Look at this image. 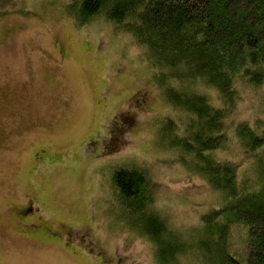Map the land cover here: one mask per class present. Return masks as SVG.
<instances>
[{"label": "rangeland", "instance_id": "obj_1", "mask_svg": "<svg viewBox=\"0 0 264 264\" xmlns=\"http://www.w3.org/2000/svg\"><path fill=\"white\" fill-rule=\"evenodd\" d=\"M72 1L0 0V264H221L201 216L225 198L161 140V117L180 116L143 49L109 23L78 24ZM257 120L264 83L244 87L228 118ZM217 155L243 160L250 180L235 144ZM119 167L149 175L154 230L118 198ZM30 224L60 240L23 235ZM245 240L231 226L229 253L241 259Z\"/></svg>", "mask_w": 264, "mask_h": 264}, {"label": "trees", "instance_id": "obj_2", "mask_svg": "<svg viewBox=\"0 0 264 264\" xmlns=\"http://www.w3.org/2000/svg\"><path fill=\"white\" fill-rule=\"evenodd\" d=\"M67 9L78 24L109 23L141 46L152 81L181 120L161 117V140L225 198L201 216L209 243L224 245L221 264H264V121L228 122L242 89L264 83V0H73ZM233 144L255 166L250 180L239 175L243 160L217 155ZM148 176L119 167L112 182L154 230ZM233 225L246 230L241 259L229 253Z\"/></svg>", "mask_w": 264, "mask_h": 264}, {"label": "flooded vegetation", "instance_id": "obj_3", "mask_svg": "<svg viewBox=\"0 0 264 264\" xmlns=\"http://www.w3.org/2000/svg\"><path fill=\"white\" fill-rule=\"evenodd\" d=\"M30 207H26V211L29 210ZM26 231V232H24ZM23 235L40 238L47 241H58L60 240V234L53 230L51 227L45 225H32L25 230H22Z\"/></svg>", "mask_w": 264, "mask_h": 264}]
</instances>
